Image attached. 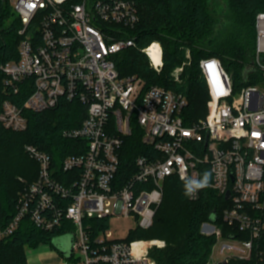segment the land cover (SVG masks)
<instances>
[{
    "label": "built area",
    "instance_id": "1",
    "mask_svg": "<svg viewBox=\"0 0 264 264\" xmlns=\"http://www.w3.org/2000/svg\"><path fill=\"white\" fill-rule=\"evenodd\" d=\"M10 4L21 20V39L18 59L0 65L3 90L16 96L23 86L30 94L20 104L4 101L2 125L24 131L25 111L51 110L63 99L80 102L87 115L80 126L64 130L65 138L79 142L60 165L47 152L26 147L38 163V176L19 193L12 219L0 228V240L29 222L59 237L72 236L71 259L76 264H159L151 252L164 249L166 241L116 239L110 218L133 216L138 227L149 229L167 177L177 175L189 185L207 176V185L189 199L197 201L205 189L223 197L228 204L223 221L250 235L248 240L235 239L241 246L232 249L236 256L249 258L264 230V13L256 17L255 67L260 82L235 91L219 59L202 60L209 113L189 126L182 116L184 95L161 86L145 89V81L137 76L120 77L115 57L136 46L130 32L140 20L137 0ZM143 52L160 73L161 44L155 41ZM182 71L183 67L175 70L176 80ZM136 129L152 151L138 156L135 171L119 179L124 140ZM206 226L208 234L221 235L216 224Z\"/></svg>",
    "mask_w": 264,
    "mask_h": 264
},
{
    "label": "trees",
    "instance_id": "2",
    "mask_svg": "<svg viewBox=\"0 0 264 264\" xmlns=\"http://www.w3.org/2000/svg\"><path fill=\"white\" fill-rule=\"evenodd\" d=\"M211 1L137 0L140 20L130 32V36L136 38V46L115 57L120 77L137 76L145 81V89L161 86L184 95L187 105L182 116L189 126L209 113L210 94L200 68L202 60L219 59L231 76L235 91L260 82L255 67L256 17L264 13V0H228V8L220 19L214 17ZM20 27V17L13 11L10 0H0V65L18 59ZM155 41L163 49L160 73L154 70L143 52ZM188 52L190 57H187ZM178 67H183V71L176 80L174 73ZM3 80L4 74L0 70V113L5 100L20 104L30 94L22 86L20 95H6ZM25 115L28 127L24 131L15 132L0 122V228L12 219L17 197L26 183L38 176V163L31 158L26 147L32 145L47 152L55 165H60L65 157L75 153L79 142L65 138L63 132L80 126L87 110L78 101L63 99L57 108L39 113L25 111ZM151 151L142 143L138 129L126 137L120 154L119 179L132 174L136 158L147 156ZM187 185L188 182L177 175L167 177L163 201L149 232L143 236L133 232L128 236V240L166 239L164 249L151 252L159 264H208L218 240L215 234H203L202 226L211 222L214 212L215 224L223 235L239 240L250 238L248 232L223 221L222 211L228 205L223 197L205 189L197 201H191ZM177 206L184 207L188 219L182 238L172 210ZM262 219L264 221V212ZM56 238H59L57 233L45 232L24 222L12 236L0 240V264H28L26 248L49 245L57 250L53 242ZM218 264H264V230L255 240L249 258L232 255Z\"/></svg>",
    "mask_w": 264,
    "mask_h": 264
},
{
    "label": "rangeland",
    "instance_id": "3",
    "mask_svg": "<svg viewBox=\"0 0 264 264\" xmlns=\"http://www.w3.org/2000/svg\"><path fill=\"white\" fill-rule=\"evenodd\" d=\"M210 8H211V11L214 17H216V19H220L221 15H225L224 12L228 8V0H212L210 2ZM22 180L24 179H21V181ZM172 210L175 214V218H177L176 223L178 225V228H180V232H181L180 237L182 238L183 235L186 233L185 228H186L187 220H188L186 210L182 206H179V207L177 206L173 208ZM206 224L208 223L206 222L202 226V233L205 235H210L207 232L208 226H206ZM109 229L113 232L114 237L116 239H128L129 232L131 230H133L134 232H138L140 236L146 235L149 232L148 229L138 227L137 220L135 217L124 216V215L119 216V217L110 218ZM216 236H217L218 242L213 248L208 264H218L219 262L223 261L227 256L238 254V252L232 248H240L241 246V243L238 241H235V238L229 239L227 236L223 235L222 231H221L220 236H218L217 234ZM43 246L45 245H40L38 249H40ZM35 249L36 248L34 249H31L29 247L26 248L28 254L35 251ZM242 255L245 256L247 255V253L245 254L242 253ZM67 264H76V263L73 259H67Z\"/></svg>",
    "mask_w": 264,
    "mask_h": 264
},
{
    "label": "crops",
    "instance_id": "4",
    "mask_svg": "<svg viewBox=\"0 0 264 264\" xmlns=\"http://www.w3.org/2000/svg\"><path fill=\"white\" fill-rule=\"evenodd\" d=\"M28 264H67V259L61 252L45 245L27 253Z\"/></svg>",
    "mask_w": 264,
    "mask_h": 264
},
{
    "label": "water",
    "instance_id": "5",
    "mask_svg": "<svg viewBox=\"0 0 264 264\" xmlns=\"http://www.w3.org/2000/svg\"><path fill=\"white\" fill-rule=\"evenodd\" d=\"M230 192L227 193V198H229ZM216 213L214 212L211 216V222L212 224H215L217 218H216ZM54 245L56 249L61 252L66 258H72L73 256V242L74 239L72 236L67 235V236H62L59 238H56L54 241Z\"/></svg>",
    "mask_w": 264,
    "mask_h": 264
},
{
    "label": "clouds",
    "instance_id": "6",
    "mask_svg": "<svg viewBox=\"0 0 264 264\" xmlns=\"http://www.w3.org/2000/svg\"><path fill=\"white\" fill-rule=\"evenodd\" d=\"M207 183H208V178H207V176H205V178L202 182L187 185V194L193 195L195 193L196 189L205 187L207 185Z\"/></svg>",
    "mask_w": 264,
    "mask_h": 264
}]
</instances>
